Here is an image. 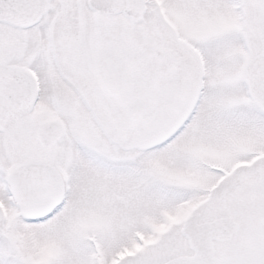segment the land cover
Masks as SVG:
<instances>
[{
  "label": "snow or ice",
  "instance_id": "6c2138e0",
  "mask_svg": "<svg viewBox=\"0 0 264 264\" xmlns=\"http://www.w3.org/2000/svg\"><path fill=\"white\" fill-rule=\"evenodd\" d=\"M0 264H264V0H0Z\"/></svg>",
  "mask_w": 264,
  "mask_h": 264
}]
</instances>
